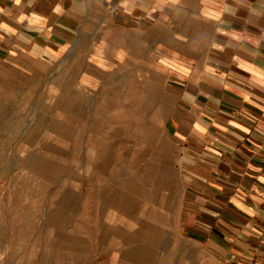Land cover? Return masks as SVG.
<instances>
[{
    "label": "rangeland",
    "instance_id": "1",
    "mask_svg": "<svg viewBox=\"0 0 264 264\" xmlns=\"http://www.w3.org/2000/svg\"><path fill=\"white\" fill-rule=\"evenodd\" d=\"M130 80L0 65V264H264L191 218L164 95Z\"/></svg>",
    "mask_w": 264,
    "mask_h": 264
},
{
    "label": "crops",
    "instance_id": "2",
    "mask_svg": "<svg viewBox=\"0 0 264 264\" xmlns=\"http://www.w3.org/2000/svg\"><path fill=\"white\" fill-rule=\"evenodd\" d=\"M54 63L163 93L191 218L264 260V0H0V65Z\"/></svg>",
    "mask_w": 264,
    "mask_h": 264
},
{
    "label": "snow or ice",
    "instance_id": "3",
    "mask_svg": "<svg viewBox=\"0 0 264 264\" xmlns=\"http://www.w3.org/2000/svg\"><path fill=\"white\" fill-rule=\"evenodd\" d=\"M17 2H19V0H17Z\"/></svg>",
    "mask_w": 264,
    "mask_h": 264
}]
</instances>
